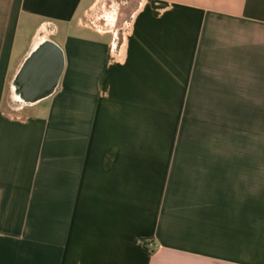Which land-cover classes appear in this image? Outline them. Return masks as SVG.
<instances>
[{"label":"crops","instance_id":"crops-1","mask_svg":"<svg viewBox=\"0 0 264 264\" xmlns=\"http://www.w3.org/2000/svg\"><path fill=\"white\" fill-rule=\"evenodd\" d=\"M131 4L0 0V264H264V0Z\"/></svg>","mask_w":264,"mask_h":264},{"label":"water","instance_id":"water-1","mask_svg":"<svg viewBox=\"0 0 264 264\" xmlns=\"http://www.w3.org/2000/svg\"><path fill=\"white\" fill-rule=\"evenodd\" d=\"M59 73L60 58L57 50L51 44L41 45L15 80L14 92L22 100H35L39 95L52 90ZM40 74L48 79H40Z\"/></svg>","mask_w":264,"mask_h":264},{"label":"rangeland","instance_id":"rangeland-1","mask_svg":"<svg viewBox=\"0 0 264 264\" xmlns=\"http://www.w3.org/2000/svg\"><path fill=\"white\" fill-rule=\"evenodd\" d=\"M131 2L132 4L128 7L127 5H120L119 7H115L112 5H99L94 11L83 16L80 19V22L82 25H85L92 29H114L115 31L118 30L119 36L121 37L125 33H127L131 15L133 14V11L137 6V0H131ZM112 18L116 19V22H113V25L111 26Z\"/></svg>","mask_w":264,"mask_h":264},{"label":"trees","instance_id":"trees-1","mask_svg":"<svg viewBox=\"0 0 264 264\" xmlns=\"http://www.w3.org/2000/svg\"><path fill=\"white\" fill-rule=\"evenodd\" d=\"M46 44H50V43H46ZM137 244H138L139 246L145 247V242L142 241V240H138V241H137Z\"/></svg>","mask_w":264,"mask_h":264}]
</instances>
